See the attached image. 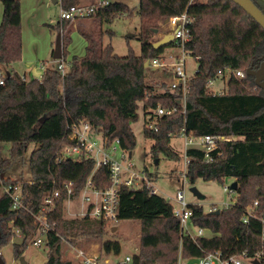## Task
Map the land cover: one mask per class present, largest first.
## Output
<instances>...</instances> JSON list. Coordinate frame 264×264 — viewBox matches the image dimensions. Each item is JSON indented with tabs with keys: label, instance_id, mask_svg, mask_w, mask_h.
I'll return each mask as SVG.
<instances>
[{
	"label": "trees",
	"instance_id": "trees-1",
	"mask_svg": "<svg viewBox=\"0 0 264 264\" xmlns=\"http://www.w3.org/2000/svg\"><path fill=\"white\" fill-rule=\"evenodd\" d=\"M79 1L65 0L64 5ZM253 1L261 7L257 0ZM1 2L0 68L6 72V81L0 84V142L12 145L8 158L0 152V189L20 183L2 177V173L24 157L30 143H37L38 147L30 158L32 179L22 183L23 206L13 209L11 196L4 190L0 195V251L20 233L21 241L13 243V250L17 259L23 256L37 233L34 215L45 192L55 188L61 190L62 196L50 215L52 230L48 233L45 264H74L63 257V238L73 244L81 238L99 240L105 257L121 253L120 240L106 238L108 223L91 218L68 219L64 215V183L74 182L73 198L77 197L95 167L94 160L66 159L57 163L55 158L65 142L67 125L82 119L88 120L109 142L120 138L122 148L132 152L137 141L132 123L138 120L141 104L149 118L158 106H178L176 113L162 117L158 130L147 128L145 122L144 135L154 140L151 153L155 159L164 155L180 160L171 139L180 136L184 129L195 137H238L221 141L211 162L206 161L203 150L187 149L190 162L186 180L194 185L198 179L223 183L226 177H232L239 186L233 202L220 208L219 213L217 209L207 212L201 204H190L192 224L213 233L196 238L182 232L180 219L165 197L152 194L145 186H121L118 219L141 222L139 250L132 255L130 264H178L180 258L193 259L208 253L221 252L223 257H229L264 251L262 221H243L247 207L255 201L257 215L264 217V88L251 75L264 60V28L250 14L234 0H140L141 54L130 49L128 55L120 56L112 44L104 42L106 33L113 35V31L104 30V25L130 12L126 3L115 1L86 18L93 22L92 27L78 28L86 40L82 56L67 59L73 22L47 23L62 34L66 74L62 76L51 65L45 67L40 78L24 80L13 68L15 62L22 60L23 52L21 0ZM184 12L194 18L185 48L199 60L185 112L178 103L181 89L172 91L162 82L163 91H159L147 81L145 66L146 61L162 58L164 51L153 46L150 37L154 29L160 30L161 21ZM226 69L241 70L244 76L226 75V89L214 92L208 80ZM144 171L149 179H154L146 168ZM108 173L107 168H99L94 184L107 186Z\"/></svg>",
	"mask_w": 264,
	"mask_h": 264
},
{
	"label": "built area",
	"instance_id": "built-area-1",
	"mask_svg": "<svg viewBox=\"0 0 264 264\" xmlns=\"http://www.w3.org/2000/svg\"><path fill=\"white\" fill-rule=\"evenodd\" d=\"M65 0H58L60 4L59 21H71L76 22L84 20L93 15H96L100 9L107 7L113 3L110 0H95L93 2H83L80 0L77 3L64 5ZM194 21L193 16L184 12L180 15L170 16L168 18V25H171L169 33L174 35L175 46L180 47L182 53H171L170 58L172 61H165L166 57L155 58L150 61L153 67L163 68L168 70L172 68L174 80L171 83L170 89L175 91L181 89V97L178 103L183 111H186V98L187 94L191 90V79L193 76L187 74L186 70V48L185 44L190 38V25ZM167 34V33H165ZM45 69L46 64L43 63ZM57 68L61 75L64 76L67 71V64L64 58L57 59L53 64ZM50 65V66H51ZM231 73H235L237 76H244V72L237 70L234 72L231 69L220 70L218 72L219 77H224ZM24 80H27L25 76H22ZM209 79L207 84L211 87L214 81L217 79ZM6 81V72L4 69H0V84H4ZM213 90V89H212ZM214 91V90H213ZM216 92V91H214ZM223 90L218 91V93ZM178 111V106H171L165 108L158 106L154 111V114L146 121V127L149 129L158 130L157 123L162 119L164 115H172ZM184 138L185 143V168L182 172L183 183L186 180V170L190 162L186 156V150L190 147L198 148L204 151L205 159L207 162L213 161L212 153L219 147L221 141H233L238 137L223 135L208 134L200 137H195L190 133H187L184 129L181 135ZM65 142L62 144L56 155V162L61 163L66 159H74L81 161L83 159L94 160L95 167L85 182V185L80 190L77 197L73 198L74 194V182H65L64 189H66V198L64 200V215L68 219H83L91 218L96 220H102L106 223H113L118 221V214L120 211V190L121 186L125 185L131 189H138L146 187L152 194H159L160 189L153 184V181L148 178L146 172L143 170L137 171L135 164L132 161V153L124 150L121 146L120 138H116L109 142L107 138L92 127L91 123L82 119L79 123L68 124L66 128V134L64 136ZM131 153V154H130ZM126 162V163H125ZM105 167L108 170L109 184L105 187H98L93 182V177L96 171ZM234 180H236L234 178ZM233 183V182H232ZM225 185L224 189L232 194L236 191L231 187V184ZM22 183L17 185H8L4 187V192L9 194L12 198V208L19 209L23 206L22 203ZM62 196L60 189L53 188L50 191H46L43 196L42 205L37 213H35V224L37 226V233L32 242L33 246L43 247L48 244V233L52 230L50 215L54 211L57 200ZM176 200L180 204V208H174V214L180 219V226L182 232L190 235L192 238L198 236H204L205 229L199 227L197 232H193L190 228L193 226L191 217L193 212L190 208V203H187L185 199V192L183 189H178L176 193ZM258 201L254 202V205L247 207L243 221L248 223L251 218H258L263 223L262 237L264 240V217H259L255 211V206ZM230 205V204H228ZM227 205V206H228ZM66 239L63 238V241ZM71 244L69 240H66ZM64 244V243H63ZM69 251L73 253L76 261L80 264H110L111 260L105 257L100 250H92L86 248V246H80L71 244ZM264 260V251L256 252L254 255L249 256L247 253H241L232 255L229 257H223L221 252L208 253L203 257L193 259L180 258L178 264H255L254 261ZM132 261V255H126L121 262L114 264H130Z\"/></svg>",
	"mask_w": 264,
	"mask_h": 264
},
{
	"label": "rangeland",
	"instance_id": "rangeland-1",
	"mask_svg": "<svg viewBox=\"0 0 264 264\" xmlns=\"http://www.w3.org/2000/svg\"><path fill=\"white\" fill-rule=\"evenodd\" d=\"M110 1H122L126 3L130 12L127 15H122L117 18L111 24H105L104 30L113 31V35L105 34V44H112L115 53L120 56H126L129 50L132 49L136 54H141L142 41L140 40L141 34V20L139 16L140 0H110ZM257 3L264 10V0H257ZM60 4L54 3L53 0H21V14H22V40H23V58L21 62L16 63L15 70L19 74H23L31 70L32 74L39 76L38 73L43 70V63L46 66H50L52 61L57 59L53 58V49L55 47L58 31L52 30L48 27L47 23L56 24L59 22ZM3 19V6L0 1V23ZM72 43L69 46V53L67 59L69 60L73 55L82 56L85 54L86 40L79 33V27H92L93 22L84 19L73 22ZM159 29V28H158ZM171 25H168L165 21L160 22V30L158 33L151 35L153 42L161 39L165 33H169ZM128 35H133L129 37ZM171 53H182L180 47L166 46L161 54L162 57H166L165 61H172L170 58ZM186 70L187 74L193 76L199 66V60L186 51ZM44 71V70H43ZM146 79L150 84L156 85L159 91H163L161 87L162 82H166L168 85L174 80L172 68L164 70L163 68L153 67L151 64L146 68ZM228 76L225 78H217L211 89L218 92L226 89ZM138 120L132 123V127L136 134V146L132 150V161L135 164V169L141 171L146 168L151 176L154 178L153 184L160 189L159 195L165 197L174 208L179 209L180 204L176 200V193L178 189H183L185 192V199L187 203L201 204L208 212L211 209L216 210L227 206L233 202L234 194L224 189L225 185H229L234 181L232 177H226L224 182L216 180L204 181L198 179L194 184L199 191L205 195V198L198 199L191 191V184L187 180L183 183L182 172L185 168V143L182 136H174L171 139V146L177 152L181 158L180 160H173L167 156L160 155L158 159H155L151 153V147L154 144V140L146 138L144 135V125L149 119L148 115H145L142 104L138 109ZM10 142H0V152L3 158L10 156ZM38 147L37 143H30L28 145L26 154L23 158L18 159L12 168L2 173L4 178L17 179L20 183L30 181L32 179V173L30 169V158L33 151ZM158 160V162H156ZM126 163V162H125ZM4 189H0V195ZM109 228L106 238L119 239L122 245V251L118 255H109L111 263L114 264L121 262L126 255H133L139 250L141 222L139 220H118L113 223H108ZM113 227H117L115 231H112ZM193 232H197L199 227L193 225L190 228ZM204 236H212V232L209 229H205ZM20 233L16 234L13 241L2 247L0 253L6 261V264H21V257L16 258L14 256L13 243L20 242ZM63 257L70 259L74 264H80L75 260L73 253L69 251L71 244L66 240L63 242ZM75 245L86 246V248L92 250H100L102 252L101 244L99 240H87L81 238ZM23 257L28 264H45L48 259V249L46 246L37 247L29 246L23 254Z\"/></svg>",
	"mask_w": 264,
	"mask_h": 264
},
{
	"label": "water",
	"instance_id": "water-1",
	"mask_svg": "<svg viewBox=\"0 0 264 264\" xmlns=\"http://www.w3.org/2000/svg\"><path fill=\"white\" fill-rule=\"evenodd\" d=\"M238 5H240L248 14H250L263 28H264V11L261 7H259L253 0H234ZM168 22V18L165 20ZM155 33L159 32L158 28L154 29ZM132 37L133 35H128ZM174 35L172 33L164 34L163 37L155 42H153V46L156 50L169 46L173 43ZM63 57V44H62V34L58 33L56 38L55 47L53 49V58L61 59ZM145 66H149V61L145 62ZM9 75V74H8ZM251 75L255 77V81L258 86L264 88V60L260 63V65L251 71ZM132 153V152H131ZM130 153V154H131ZM158 162V160L156 161ZM239 183L237 180H234L231 184V187L236 191L238 189ZM190 191L200 200L205 198V195L202 194L199 189L192 185L190 187ZM217 213L220 212V209L216 210ZM117 227H113L112 231H115ZM2 237L1 225H0V240ZM255 264H260V261L255 260ZM0 264H6V261L2 257L0 253ZM21 264H28L25 258L21 257Z\"/></svg>",
	"mask_w": 264,
	"mask_h": 264
},
{
	"label": "crops",
	"instance_id": "crops-1",
	"mask_svg": "<svg viewBox=\"0 0 264 264\" xmlns=\"http://www.w3.org/2000/svg\"><path fill=\"white\" fill-rule=\"evenodd\" d=\"M1 1V0H0ZM93 1H95V0H83V2H93ZM53 2L54 3H59L58 2V0H53ZM122 2V1H121ZM2 3V2H1ZM260 5H262V4H260ZM3 6V5H2ZM263 6V5H262ZM262 8V7H261ZM263 9V8H262ZM1 24V23H0ZM22 58H23V54H22ZM18 62H21V60L20 61H18ZM18 62H15L14 64H13V68L15 69V65H16V63H18ZM55 61H52V64L54 63ZM0 69H2V67L0 68ZM43 70H44V68H43ZM43 70H42V72H39L38 73V77L37 78H40L41 77V75H42V73H43ZM22 76H25L26 77V79L27 80H29V79H31V78H36V76H34L33 74H32V72H31V70H28V72H25V73H23L22 74ZM196 203V202H195ZM213 234V233H212Z\"/></svg>",
	"mask_w": 264,
	"mask_h": 264
}]
</instances>
